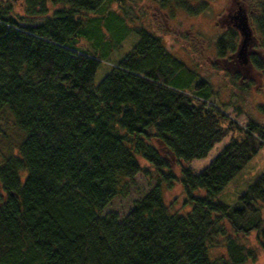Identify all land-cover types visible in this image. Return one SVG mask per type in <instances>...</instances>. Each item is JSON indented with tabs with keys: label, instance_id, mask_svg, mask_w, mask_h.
Returning <instances> with one entry per match:
<instances>
[{
	"label": "trees",
	"instance_id": "16d2710c",
	"mask_svg": "<svg viewBox=\"0 0 264 264\" xmlns=\"http://www.w3.org/2000/svg\"><path fill=\"white\" fill-rule=\"evenodd\" d=\"M105 1L24 0V16L0 4V264L254 259V250L231 235L225 256L212 258L211 246L226 233V218L237 233L256 231L264 251V173L236 203L217 198L264 146V123L249 120L200 172L182 166L176 176L153 140L189 162L207 156L235 124L210 103L209 81L193 82L198 74L145 28L95 84L101 60L76 46ZM225 43L218 41L220 56ZM140 158L160 173L159 182L124 216L103 213L126 179L146 172ZM175 179L191 205L186 213H172L164 199L161 181ZM199 189L205 194L196 195Z\"/></svg>",
	"mask_w": 264,
	"mask_h": 264
},
{
	"label": "rangeland",
	"instance_id": "374dc122",
	"mask_svg": "<svg viewBox=\"0 0 264 264\" xmlns=\"http://www.w3.org/2000/svg\"><path fill=\"white\" fill-rule=\"evenodd\" d=\"M107 0L94 13L92 21L87 23L77 38V48L95 52L101 62L97 69L94 83L98 84L111 68L127 54L139 40L138 28H145L161 38L169 52L187 68L207 79L214 92L210 103L215 104L229 116L235 125L228 135L216 143L207 156L189 162L177 160L165 147L159 151L168 158L171 171L180 176L181 167L189 166L200 172L224 147L231 136L241 137L239 128L245 127L249 120L264 123V35L259 26L263 15L264 0ZM12 4V13L24 16V0H0V4ZM239 6L248 15L251 37L246 48L247 62L237 55L242 35L234 26L231 14ZM85 15V14H84ZM89 19V16H85ZM41 18H34L39 21ZM234 30V33H233ZM224 38L228 49L220 56L218 41ZM234 46V50L231 49ZM198 77V78H197ZM192 82V83H193ZM227 126V122L223 123ZM145 171L138 172L133 179H126L123 193L117 195L103 210L113 211L124 216L131 209L135 200L143 197L161 178L160 173L146 160L140 158ZM264 173V146L253 156L241 172L228 183L217 198L232 205L239 195ZM123 185L125 181H122ZM166 204L172 213H186L191 205L185 202L186 194L179 179L171 185L161 181ZM1 190V188H0ZM196 195H204V190H197ZM264 217V207H262ZM225 234H219L212 241L211 257L218 259L226 255L227 235L235 237L246 247L255 252V258L243 264H264V251L257 239V232L245 235L235 232L226 218L222 219Z\"/></svg>",
	"mask_w": 264,
	"mask_h": 264
},
{
	"label": "water",
	"instance_id": "95a60500",
	"mask_svg": "<svg viewBox=\"0 0 264 264\" xmlns=\"http://www.w3.org/2000/svg\"><path fill=\"white\" fill-rule=\"evenodd\" d=\"M234 26L242 35V40L237 51V55L242 58L243 62H247L245 57L246 48L251 37V28L248 22V16L242 7H239L237 15L235 16Z\"/></svg>",
	"mask_w": 264,
	"mask_h": 264
},
{
	"label": "flooded vegetation",
	"instance_id": "af4514ba",
	"mask_svg": "<svg viewBox=\"0 0 264 264\" xmlns=\"http://www.w3.org/2000/svg\"><path fill=\"white\" fill-rule=\"evenodd\" d=\"M237 12H238V10L235 13H232L231 14V19L234 20V21H235V18H236L235 16L237 15Z\"/></svg>",
	"mask_w": 264,
	"mask_h": 264
}]
</instances>
